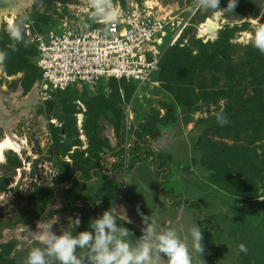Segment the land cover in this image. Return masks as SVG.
<instances>
[{"label":"rangeland","instance_id":"obj_1","mask_svg":"<svg viewBox=\"0 0 264 264\" xmlns=\"http://www.w3.org/2000/svg\"><path fill=\"white\" fill-rule=\"evenodd\" d=\"M25 1L26 6L14 15L12 25L7 17L0 16V33L14 39L11 32L18 30V44L33 55L34 37L58 32L65 25L93 28L100 21L90 15L93 0ZM227 2L220 0V7L225 8ZM112 3L122 10L132 4L152 6L161 14L186 20L187 45L192 46L194 55L199 52L193 47L194 35L214 22V14L200 8L197 0ZM261 15L264 0H238L234 14L217 18L219 30L203 35L210 37L207 42H214L226 26L237 29L230 41L231 64L191 75H184V66L176 65L175 76L170 79L182 86L185 97L188 93L198 95L202 87L219 89L227 85L234 86L239 95L250 93L251 59L262 54L250 40L253 19ZM260 22L264 23V17ZM24 60L36 66V55H27ZM1 63L0 143L9 138L16 152L7 149L0 160V264H25L31 248L43 247L32 233L42 219L59 217L54 226L57 235L67 227L69 217H79L87 231L90 221L112 204L122 209L119 222L128 225L133 239L139 238L144 227L137 209L144 216L152 214L158 225L170 224L182 239L188 237L190 247L189 230L193 224L199 225L205 251L201 259L193 253V264H211L214 251L209 230L217 248L213 264H243L246 258L258 264L264 262V173L248 171L247 167L240 170L242 174L249 172L259 186L257 198L248 199L215 182L214 172L204 165L211 150L203 135L220 125L216 114L221 109L207 108L200 102L194 107L192 99L178 103L158 75L140 89L118 82L116 92L110 81L102 80L91 87L76 86L41 97L33 85L24 92V73L9 76ZM130 88L133 93L128 97ZM220 104L223 106V102ZM167 113L169 118L163 122ZM210 137L211 143H218V137ZM224 142L233 148L242 144L250 151L249 163L262 165L264 141L244 139L237 145L230 140ZM81 168L89 170L88 175ZM233 174L238 176L236 171ZM65 175L67 182L61 179ZM53 187L52 200L48 199L42 208ZM36 189L43 193L37 194ZM161 189L167 194L162 195ZM191 203L196 207H190ZM7 222L9 225L4 224ZM49 259L50 264H58L54 258Z\"/></svg>","mask_w":264,"mask_h":264},{"label":"trees","instance_id":"obj_2","mask_svg":"<svg viewBox=\"0 0 264 264\" xmlns=\"http://www.w3.org/2000/svg\"><path fill=\"white\" fill-rule=\"evenodd\" d=\"M236 30V28L231 29L226 26L218 32L217 39L214 42H207L205 44L202 43V40L196 39L194 36L193 47L196 46L199 49V52L195 55L193 54L194 49H192L191 45H184L183 47L176 45L169 47L161 59L159 70L153 77L158 75L159 81L164 84L165 90L175 95L178 103L186 104L192 99L194 107L200 102L204 107H213L215 110L221 109V112L227 116L228 123L226 125H215V127L206 130L203 135V140L209 143L207 147L211 150V155L204 159V165L214 172L215 182L219 185L229 186L231 190H237L244 198L255 199L257 198L256 195L259 193L258 184L253 181L251 175H248L249 172L242 174L240 170H244L247 167L248 171L254 170L257 173H264V161L261 166L257 167L250 164V159L248 158L250 151L248 148L244 147L242 144L233 148V146H228L224 140H230L236 145L244 139L245 141L249 139L252 143L264 141V55L257 54L251 59L250 93L246 96L243 94L239 95L236 93V88L234 86L227 85V87L219 89L202 87L198 95L195 96L194 94L188 93L187 97H185L182 92V86L178 82H174L170 79L172 75L175 76L174 69L176 65L180 64L184 66V75L195 74L196 72L205 71L209 68L221 65L226 66L227 63L231 64L230 51L233 49V46L230 41L233 39ZM185 37H187V30L183 34V38ZM0 50L7 54L6 58L1 63L4 72L9 76L16 75L17 73H24L22 88L24 92H28L31 86L40 78V72L35 65L24 60V58L27 55H36L37 57L36 48L34 50V55L24 51V46L22 44H18L16 39H12L2 32L0 33ZM108 81L112 83L116 92L119 90L118 82L126 83L115 79H109ZM132 93L133 89L130 88L127 92V96L130 97ZM221 102H223V106H221ZM168 115H170V113H167V118H165L163 122L168 120ZM210 136L218 137V143H211ZM238 161H242V164L238 165ZM228 163L231 164V167L228 166ZM235 171L238 176L233 174ZM81 172L88 175L89 170L81 168ZM244 175L247 176V178H243ZM61 179L63 182L68 181L67 175L62 176ZM54 190L55 187H53L52 192L51 190L47 192L48 196H46L42 208L46 207L45 204L48 199L51 198L52 200ZM160 192L162 195L167 194L163 189H161ZM36 193L41 194L43 191L42 189H36ZM32 198H34V196L29 199ZM189 206L194 208L196 204L191 203ZM4 224L9 225L8 222ZM121 225L128 228L126 224ZM2 226L3 225L0 224V232ZM76 231H86L84 222L81 223ZM209 233L211 246L214 251L210 263L213 264L217 257V248L214 245V236L210 230ZM243 264L258 263L246 258ZM262 264H264V262Z\"/></svg>","mask_w":264,"mask_h":264},{"label":"built area","instance_id":"obj_3","mask_svg":"<svg viewBox=\"0 0 264 264\" xmlns=\"http://www.w3.org/2000/svg\"><path fill=\"white\" fill-rule=\"evenodd\" d=\"M114 23L97 22L93 28L64 26L32 39L37 50L40 78L33 84L37 95L63 92L76 86H94L115 79L135 88L152 82L169 47L187 45L188 22L155 11L152 6L132 4L117 8ZM169 40L166 42V38ZM196 39L210 37L198 29Z\"/></svg>","mask_w":264,"mask_h":264},{"label":"clouds","instance_id":"obj_4","mask_svg":"<svg viewBox=\"0 0 264 264\" xmlns=\"http://www.w3.org/2000/svg\"><path fill=\"white\" fill-rule=\"evenodd\" d=\"M197 4L221 16L234 14L238 0H228L225 8L220 7V0H197ZM91 7V17L106 24L114 23L119 16L112 0H93ZM261 17L253 19L255 27L250 43L264 54V23L260 22ZM11 35L14 39L20 38V32L16 29L12 30ZM6 55L0 52V62ZM216 119L221 126L228 123L223 112L217 113ZM121 210L115 204L110 205L102 215L90 221L89 230L82 232L76 231L81 224L80 218L69 217L67 227L62 228L59 235L54 231L58 216L42 219L32 233L43 243V247L31 248L25 264H50L49 258H54L58 264H193V253L201 259L205 248L199 225L193 224L189 230L190 247L188 237L182 239L170 224L158 225L152 219V214L144 216L137 209L144 227L139 238L133 239V233L119 222ZM241 250H245L243 245Z\"/></svg>","mask_w":264,"mask_h":264},{"label":"bare ground","instance_id":"obj_5","mask_svg":"<svg viewBox=\"0 0 264 264\" xmlns=\"http://www.w3.org/2000/svg\"><path fill=\"white\" fill-rule=\"evenodd\" d=\"M1 1H3L5 4L4 6L0 7V16L2 15V17H7L8 23L12 25L14 15L15 14L17 15L18 13L21 12L23 7L26 6V1L25 0H1ZM7 15L12 16V18H9V16ZM217 26L218 24L216 18L214 19V22H210L204 30L201 29L200 31L202 34H210L211 32L216 30ZM7 149L16 152V149L12 145L9 138L8 140H5L2 143H0V160L2 159V153Z\"/></svg>","mask_w":264,"mask_h":264},{"label":"water","instance_id":"obj_6","mask_svg":"<svg viewBox=\"0 0 264 264\" xmlns=\"http://www.w3.org/2000/svg\"><path fill=\"white\" fill-rule=\"evenodd\" d=\"M4 4L5 3L0 0V7L4 6ZM216 18H219V16L213 15V19H216ZM217 30H219V27H216V30L215 31H217Z\"/></svg>","mask_w":264,"mask_h":264}]
</instances>
